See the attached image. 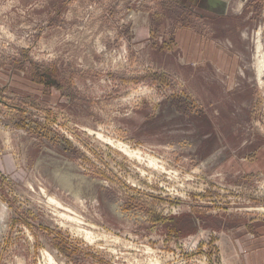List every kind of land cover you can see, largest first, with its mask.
<instances>
[{"label": "rangeland", "instance_id": "374dc122", "mask_svg": "<svg viewBox=\"0 0 264 264\" xmlns=\"http://www.w3.org/2000/svg\"><path fill=\"white\" fill-rule=\"evenodd\" d=\"M260 32L264 0H0V264L264 262Z\"/></svg>", "mask_w": 264, "mask_h": 264}, {"label": "bare ground", "instance_id": "6f19581e", "mask_svg": "<svg viewBox=\"0 0 264 264\" xmlns=\"http://www.w3.org/2000/svg\"><path fill=\"white\" fill-rule=\"evenodd\" d=\"M258 42H257V75H258V81L261 83V85L263 84L264 80H263V74H264V46L261 42V36H262V33L260 32L258 34ZM263 37V36H262ZM264 41V40H263ZM256 69V68H255ZM115 144V143H114ZM118 148L122 149V151H125L127 154L131 155V156H140L139 152L138 151H131L129 150L124 144L122 143H117L115 144ZM151 163L154 164V160L151 159ZM156 164V163H155ZM156 167V166H155ZM43 191V190H42ZM50 202L55 204V206L57 208H60V209H64L66 210L67 212H61V211H58V209H56L55 211L61 216V217H64L66 218L67 220L69 221H72V222H75V223H78V222H82V220L79 218V217H76L74 216V212L69 209L67 206H65L64 204H62L58 199H56L55 197H50L49 198ZM74 213V214H73ZM76 215V214H75ZM86 232V238L88 239H91L93 238L92 237V233L91 232H88V231H85ZM84 232V233H85ZM117 241V240H116ZM150 250V249H149ZM47 260H48V263L49 264H55V260H54V257L50 254H47Z\"/></svg>", "mask_w": 264, "mask_h": 264}, {"label": "crops", "instance_id": "0c3cea01", "mask_svg": "<svg viewBox=\"0 0 264 264\" xmlns=\"http://www.w3.org/2000/svg\"><path fill=\"white\" fill-rule=\"evenodd\" d=\"M210 3L212 4V1H210ZM260 258V257H259ZM256 260V257L254 258ZM261 262L260 261H254L253 263L251 262V260L248 258L247 259V264H264V262L262 261V256H261Z\"/></svg>", "mask_w": 264, "mask_h": 264}]
</instances>
